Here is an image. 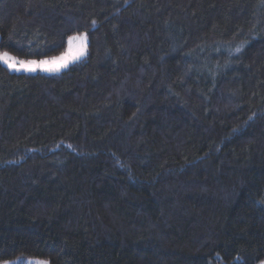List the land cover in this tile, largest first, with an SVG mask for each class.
<instances>
[{
	"label": "trees",
	"instance_id": "16d2710c",
	"mask_svg": "<svg viewBox=\"0 0 264 264\" xmlns=\"http://www.w3.org/2000/svg\"><path fill=\"white\" fill-rule=\"evenodd\" d=\"M0 264L264 261V0H0Z\"/></svg>",
	"mask_w": 264,
	"mask_h": 264
},
{
	"label": "snow or ice",
	"instance_id": "6c2138e0",
	"mask_svg": "<svg viewBox=\"0 0 264 264\" xmlns=\"http://www.w3.org/2000/svg\"><path fill=\"white\" fill-rule=\"evenodd\" d=\"M86 34L84 36H72L68 40V44L71 46L73 41H78L77 45V53L76 56H73L72 59L77 58L79 55L84 54V49L86 48ZM72 51V48H69V52ZM0 62L7 65L9 69H13L15 71H26V72H36L38 69L45 72H58L61 68L67 67L69 62L68 56L61 57H53L52 59L46 60H17L14 57L8 55V53H4L0 55Z\"/></svg>",
	"mask_w": 264,
	"mask_h": 264
},
{
	"label": "rangeland",
	"instance_id": "374dc122",
	"mask_svg": "<svg viewBox=\"0 0 264 264\" xmlns=\"http://www.w3.org/2000/svg\"><path fill=\"white\" fill-rule=\"evenodd\" d=\"M84 35L85 34H83V35H75V36H84ZM78 43H79L78 41H73V44L71 46L69 45V48L71 47L72 51L69 52V48H68L67 52L65 54L61 55V56H68L69 57V62L67 64V67L61 68L60 71H58V72H45V71H41L39 69L36 72H26V71H23V70L15 71L13 69H10V71L13 72V73H27V74H37V73L59 74V73L63 72L64 70H66L67 68H69L72 64H74L76 62H79L80 60H82L86 56L88 38L86 40V48L84 49V54L77 56V58H75V59H72L73 56H76V53H77V50H78L77 49ZM4 53H8L9 56L14 57L17 60H20L15 55H13V54H11L9 52H3L0 55H3ZM61 56H58V57H61ZM48 59H52V58H48ZM42 60H46V59H42ZM24 61H27V60H24ZM36 61H40V60H36ZM2 64L5 65L4 63H2ZM5 66L7 67V65H5ZM1 264H50V263L48 261L44 260V259H38V258H18V259L5 261V262H3ZM261 264H264V261Z\"/></svg>",
	"mask_w": 264,
	"mask_h": 264
}]
</instances>
